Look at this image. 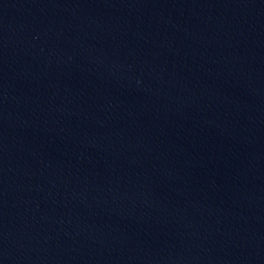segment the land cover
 <instances>
[{
  "label": "water",
  "instance_id": "water-1",
  "mask_svg": "<svg viewBox=\"0 0 264 264\" xmlns=\"http://www.w3.org/2000/svg\"><path fill=\"white\" fill-rule=\"evenodd\" d=\"M0 264H264V0H0Z\"/></svg>",
  "mask_w": 264,
  "mask_h": 264
}]
</instances>
